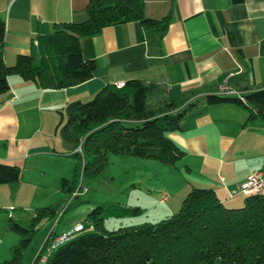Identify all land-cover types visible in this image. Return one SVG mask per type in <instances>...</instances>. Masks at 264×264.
Returning a JSON list of instances; mask_svg holds the SVG:
<instances>
[{"label": "crops", "instance_id": "0c3cea01", "mask_svg": "<svg viewBox=\"0 0 264 264\" xmlns=\"http://www.w3.org/2000/svg\"><path fill=\"white\" fill-rule=\"evenodd\" d=\"M141 1L146 17L167 16L166 28L159 33L129 21L80 38L82 58L96 64L89 79L63 89H40L17 75L7 77L8 91L0 103V162L33 172L58 162L49 158L70 157L55 151L53 141L66 104L90 99L103 84L136 78L156 85L150 106L168 100L198 103L167 133L184 154L174 163L180 178L168 189L174 204L169 197L161 214L171 213L192 187L211 188L224 205L238 206L239 184L249 173L264 171V121H246L239 106L209 104L205 97L216 93L227 74L229 88L239 95L264 87V0ZM86 2L0 0L3 62L11 65L17 54L32 52L34 36L50 33L54 24L84 20ZM56 171L59 181L66 178L61 168ZM11 184H0V208L7 205L1 195Z\"/></svg>", "mask_w": 264, "mask_h": 264}, {"label": "trees", "instance_id": "16d2710c", "mask_svg": "<svg viewBox=\"0 0 264 264\" xmlns=\"http://www.w3.org/2000/svg\"><path fill=\"white\" fill-rule=\"evenodd\" d=\"M84 11L86 17L80 22H59L50 33L35 35L33 51L17 54L11 65L2 60L4 21L0 17V103L8 91L9 75L31 81L40 89H63L92 77L96 64L82 58L79 41L105 26L138 21L145 29L161 33L167 25V16L146 17L141 0H87ZM155 88L153 82L133 78L120 87L103 84L90 99L66 104L60 132L72 142V149L80 143L79 152L68 155L81 164L83 176L98 173L108 153L153 158L167 165L183 156L184 151L167 133L177 129L180 118L198 103L168 100L150 106L148 97ZM205 100L232 103L245 110L246 121H264V87L240 96L209 94ZM21 173L20 166L0 162V184L19 182ZM77 189L75 180L60 178L59 190L64 195ZM137 212L138 206L118 201L95 205L82 224L92 231L78 232L45 252L48 240L56 234L52 227L32 264H264L262 192L244 195L241 205L233 207L224 205L211 188L192 187L177 211L162 219L99 230L105 217ZM54 216L51 207H38L26 227L8 220L7 227L18 235V242L11 248L10 258L0 264H20L38 222Z\"/></svg>", "mask_w": 264, "mask_h": 264}, {"label": "rangeland", "instance_id": "374dc122", "mask_svg": "<svg viewBox=\"0 0 264 264\" xmlns=\"http://www.w3.org/2000/svg\"><path fill=\"white\" fill-rule=\"evenodd\" d=\"M60 131L61 125L54 133V149L58 153L68 155L74 151L72 142L65 140ZM55 158L58 160L57 163L49 161L37 171L21 168L20 181L11 184L8 192L1 195L2 202L7 205L0 208V262L10 258L11 248L18 242V235L7 227L8 220L26 227L35 208L51 207L55 211V216L38 222L21 254L20 264H32L52 227L55 233H60L76 223L83 224L86 212L95 205L118 201L139 207L136 214L105 217L99 230L110 231L118 227L155 222L168 215L161 213L162 210L164 212L169 197L174 204L175 197L172 199L168 190L173 189L176 179L180 178L174 165L163 164L153 158L108 153L102 169L92 177H85L81 173V164L74 158L49 159ZM58 167L65 173L61 175L68 180H75L79 186L76 195H64L59 190L60 181L56 176ZM242 196L238 195L241 203ZM162 197L164 200L158 203V199ZM181 199L179 198L172 212L177 211ZM89 231H92L90 227H84L80 232Z\"/></svg>", "mask_w": 264, "mask_h": 264}, {"label": "built area", "instance_id": "2783aa9c", "mask_svg": "<svg viewBox=\"0 0 264 264\" xmlns=\"http://www.w3.org/2000/svg\"><path fill=\"white\" fill-rule=\"evenodd\" d=\"M231 74H227L222 82L219 84L218 89L215 94L217 95H231L238 94L237 91L231 90L227 84V79ZM123 82H117L114 84L116 87L122 86ZM238 96H240L238 94ZM80 143L74 151L80 150ZM264 187V171H253L249 173L246 178L239 184L238 189L239 192L243 195L256 194L261 192ZM71 195H76V191L72 192ZM83 229L81 223H76L74 226L66 228L64 231L57 233L48 240L47 245L45 247V252H49L50 250L56 248L57 246L67 242L73 235L80 232ZM44 258H41L40 261H43Z\"/></svg>", "mask_w": 264, "mask_h": 264}]
</instances>
